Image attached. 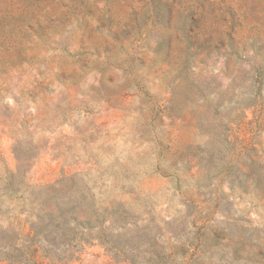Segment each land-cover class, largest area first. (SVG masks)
<instances>
[{
    "label": "rangeland",
    "instance_id": "1",
    "mask_svg": "<svg viewBox=\"0 0 264 264\" xmlns=\"http://www.w3.org/2000/svg\"><path fill=\"white\" fill-rule=\"evenodd\" d=\"M0 264H264V0H0Z\"/></svg>",
    "mask_w": 264,
    "mask_h": 264
}]
</instances>
